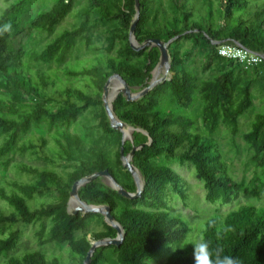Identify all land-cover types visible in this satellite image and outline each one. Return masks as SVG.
I'll use <instances>...</instances> for the list:
<instances>
[{
    "label": "trees",
    "instance_id": "trees-1",
    "mask_svg": "<svg viewBox=\"0 0 264 264\" xmlns=\"http://www.w3.org/2000/svg\"><path fill=\"white\" fill-rule=\"evenodd\" d=\"M4 1L7 6L0 7V165L7 167L15 154L52 165L18 162L16 168L29 179L0 180V199L5 202L0 205V258H6L5 264H84L93 242L115 238L117 230L104 215L73 214L69 199L77 180L105 169L135 193L137 185L122 162V148L125 155L138 148L132 161L141 174L143 191L139 197L126 198L105 186L102 177L79 188L88 204L110 206L125 231L120 246H98L91 264H149V258L193 231L183 215L172 211L170 197L177 195L187 204L189 194L186 181L168 162L193 164L211 203L228 204L242 193L264 197V111L256 114L245 134L255 163L248 183L234 179L218 141L200 130L198 119L180 111L200 101L205 129L215 132L223 123L233 136L240 132V119L254 104L252 87L264 71V59L246 67L219 55L218 48L223 43H239L264 55V0L255 4L250 0H140L138 43L149 38L177 39L169 45L170 79L137 100H128L120 92L113 101L118 118L134 128L132 139L124 142L106 112L104 86L119 74L132 91L142 90L152 80L161 55L157 46L139 51L131 46L135 0H54L26 23L29 31L52 33L71 14L79 21L65 27L40 51L15 37L24 28L33 0ZM107 22L111 26L104 30L106 45L99 47L93 36ZM80 40L92 55L68 60ZM184 40L192 46L183 47ZM197 49L205 58L203 71H213L206 79H200L188 62ZM55 62L62 65L58 71L67 79L39 66ZM168 99L175 106L166 109L162 103ZM89 110L98 121L99 144L88 145L70 129ZM43 127L48 138L29 136L34 128ZM56 167L67 169L66 174ZM94 217L103 221L104 229L89 237L85 229ZM29 225L38 226L35 234L41 246L66 245L67 259L41 250L18 255ZM201 244L207 245L213 262L219 253L231 256L237 264H264V206L241 203L216 214L207 222ZM193 250L189 244L161 264H195L190 256Z\"/></svg>",
    "mask_w": 264,
    "mask_h": 264
},
{
    "label": "rangeland",
    "instance_id": "rangeland-1",
    "mask_svg": "<svg viewBox=\"0 0 264 264\" xmlns=\"http://www.w3.org/2000/svg\"><path fill=\"white\" fill-rule=\"evenodd\" d=\"M262 0H250L252 3H259ZM54 0H33L32 5L30 6L29 12L24 17V28L23 30L16 34L15 37L20 41L26 43L27 47L31 50L40 51L43 46L49 43L57 34H59L65 27H71L74 23L78 22L79 19L75 14H71L67 16L60 25L56 27V31L42 32L39 33L37 31H29L26 23L34 16V14L42 9L49 8L53 5ZM7 4L4 0H0V7H6ZM80 6V2L76 4V8ZM111 24L109 22L102 23L98 30L95 31L93 36V43L97 44L99 47H103L106 45L105 41V32ZM192 43L184 40L183 47H191ZM92 55V51L88 50L82 40L78 41L72 51L69 54L68 60L75 61L78 59H82L84 57H88ZM204 55L197 49L192 50V53L189 57V65L193 69V71L197 74L200 79H206L210 77L213 71L210 69L206 72L203 71V63ZM34 67L36 64H32ZM158 65V64H157ZM156 65V66H157ZM39 66L48 69L53 72L59 73L64 79V77L59 70L62 66L58 63H52L50 65L40 64ZM156 68V67H155ZM155 70V69H154ZM166 69L164 68L160 74V77L165 74ZM167 73V72H166ZM167 77H171V72L167 73ZM154 78V71H153ZM152 78V79H153ZM119 85V89L121 88V84L117 79H112L109 85L110 94L113 96L118 90L113 91L116 86ZM140 88L135 89L133 92L140 91ZM253 100L254 104L240 119V132L233 136L230 132V129L223 123H221L218 130L215 132H210L205 129L202 124V103L199 101L192 109H180L183 113H190L195 116L200 124V130L207 134L209 137L215 138L220 146V149L223 153L225 161L229 165V171L235 180L238 182L248 183L255 171V163L252 161L253 150L250 148L249 143L245 138L246 132H248L251 128V124L254 121L256 114L264 111V71L261 72L258 82H256L252 87ZM175 104L168 99L162 103V107L169 109L170 107H174ZM98 121L93 118V112L87 111L83 113L75 122L72 123L70 129L73 132L79 133L87 142L88 145L99 144L97 143L99 139L98 129L96 127ZM121 131V130H120ZM128 132L126 139H132L133 128L131 126L126 125L124 132ZM122 132V131H121ZM123 134V132H122ZM39 135H44L47 138L49 134L45 127L43 128H34L29 136L37 137ZM100 142L105 145L104 141L100 140ZM50 154H53L51 148H48ZM11 156V155H10ZM18 162H26L31 165H36L40 167H52L51 164H47L44 160L31 157L29 155H20L15 154L11 156V161L7 167L0 165V180L3 181L5 178H13L18 180H28L29 177L20 172L16 168V164ZM170 166H172L186 181L187 184V192L189 194L187 204L177 195H173L170 197V203L172 205V211L183 215V217L190 223L193 227V231L189 232L182 239H175L172 241L171 245L168 249L159 253L158 255L151 257L147 260L149 264H161L166 262L169 257L176 252L178 249H184L187 245L193 244L194 248L201 244L203 231L206 228L207 222L216 214L222 213L225 214L228 211L238 208L241 203H251L257 206H264V197L259 198L257 196H253L251 194L242 193L240 197L234 202L228 204H222L220 202L211 203L206 200V190L204 188L203 182L197 177L195 167L191 163H186L181 165L177 162H168ZM62 174H66L67 169H63L62 167H56ZM103 184L105 186L111 187L115 189L112 185V181L108 177H102ZM49 200V199H48ZM76 200V199H75ZM74 202H69V211L73 212L80 204L77 200ZM5 202L0 199V205H3ZM85 214V213H83ZM104 215V214H102ZM105 216V215H104ZM105 220V219H104ZM100 218L94 217L88 222V227L85 229L91 237V234L94 231H100L104 229L103 221ZM106 221V220H105ZM107 222V221H106ZM108 223V222H107ZM109 224V223H108ZM38 229L37 225H29L24 230V236L22 241L20 242L16 253L22 254L26 251L31 250H41L48 255H63L64 258L67 259V251L66 245H58V244H47L41 246L38 243V239L36 237L35 231ZM78 234H82L79 232ZM14 252L10 253L13 254ZM194 260L193 254L190 255ZM5 257L0 258V264H5ZM108 264H117V263H108Z\"/></svg>",
    "mask_w": 264,
    "mask_h": 264
},
{
    "label": "water",
    "instance_id": "water-1",
    "mask_svg": "<svg viewBox=\"0 0 264 264\" xmlns=\"http://www.w3.org/2000/svg\"><path fill=\"white\" fill-rule=\"evenodd\" d=\"M135 6H136V16H135V19L131 25L130 33H129L131 46L137 51L145 49L147 47L157 46L159 48L160 54H161L160 55V61H159L158 65H160V64L164 65L167 73L170 72L171 59H170V53H169V45L173 41H175L177 39V37H173V38L169 39L168 41H163L160 38H149L144 43L139 44L136 37H135V30H136V25H137V22H138L139 16H140V8H141L140 0H135ZM218 44H220V43H218ZM236 44L238 46L244 48L241 44H239V43H236ZM112 79H117L121 84V88L119 89L118 93L123 92L126 95L128 100L133 101V100H137V99L143 97L145 94H147V92H149L157 84L170 79V77L165 76L161 80L155 81V82L152 79L147 87L143 88L142 90H140L138 92H133L131 87L129 86V84L119 74H114L113 76H111L108 79V81L106 82V84L104 86V93H103V100H104L105 109H106L108 117L111 121L112 127L115 129H119L123 132V142H124L125 139L127 138V136H125L124 131H123V128L126 126V124L123 121H121L118 118V116L116 115V112L114 111V108H113V102L111 104H109L108 100H107L109 97V84L111 83ZM118 93L115 95V98L117 97ZM115 98H114V100H115ZM131 128H133V127H131ZM133 130H134V128H133ZM137 149L138 148L134 146L129 155H125L124 149L123 148L121 149L122 162H123L124 166L130 172V174L133 176V178L136 182V185H137V190L135 193L129 192L123 185H121L115 179V177L108 171V169L101 170V171L93 173L92 175L83 177V178L77 180L72 186V189L70 192L71 196H70L69 202L74 197L80 204L73 211V214H77L79 212H81V213L96 212V213L104 214L105 220L117 230V236L115 238H104V239L97 240V241L93 242V245L87 254V257L84 261V264H91L92 255L98 246H101V245H117V246H120L122 244L124 238H125V231L123 230L120 222H118L116 220V218L112 215L110 206L88 204L87 202H85L81 199V197L79 195V188L82 185H84L85 183L93 181V180L97 179L98 177H108L112 181L113 187L122 196H124L126 198H131V199L139 197L143 191V181H142L141 174H140L139 170L137 169V167L134 165V163L132 161L133 156L135 155V152Z\"/></svg>",
    "mask_w": 264,
    "mask_h": 264
},
{
    "label": "built area",
    "instance_id": "built-area-1",
    "mask_svg": "<svg viewBox=\"0 0 264 264\" xmlns=\"http://www.w3.org/2000/svg\"><path fill=\"white\" fill-rule=\"evenodd\" d=\"M218 54L223 57L236 60L244 64L246 67L256 65L264 59L263 54L242 48L235 43L221 44L218 48Z\"/></svg>",
    "mask_w": 264,
    "mask_h": 264
},
{
    "label": "clouds",
    "instance_id": "clouds-1",
    "mask_svg": "<svg viewBox=\"0 0 264 264\" xmlns=\"http://www.w3.org/2000/svg\"><path fill=\"white\" fill-rule=\"evenodd\" d=\"M193 257L195 264H237V261L231 256H221L219 253H217L216 259L213 262L207 252L206 244L197 245L193 250Z\"/></svg>",
    "mask_w": 264,
    "mask_h": 264
},
{
    "label": "bare ground",
    "instance_id": "bare-ground-1",
    "mask_svg": "<svg viewBox=\"0 0 264 264\" xmlns=\"http://www.w3.org/2000/svg\"><path fill=\"white\" fill-rule=\"evenodd\" d=\"M165 68V66L164 65H162V64H160V65H158L157 67H156V69L154 70V78H153V81L155 82V81H159V80H161L163 77H165V76H167V71H165V74H163L161 77H160V74H161V72H162V70ZM110 85V84H109ZM119 89V85L118 86H116L115 88H114V90L113 91H116V90H118ZM109 91H110V88H109ZM119 91H117L115 94H114V96H113V99L111 100V97H112V95L110 94V92H109V97H108V103L109 104H111L112 102H113V100H114V98H115V95L118 93ZM124 129H125V127L123 128V131H124ZM126 133V135H127V131L126 132H124V134ZM125 135V136H126ZM74 200H75V198L73 197L72 199H71V201L72 202H74ZM76 201V200H75ZM78 202V201H77Z\"/></svg>",
    "mask_w": 264,
    "mask_h": 264
}]
</instances>
